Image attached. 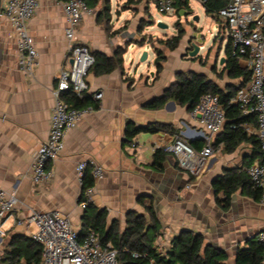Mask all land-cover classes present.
Instances as JSON below:
<instances>
[{
    "label": "crops",
    "instance_id": "obj_1",
    "mask_svg": "<svg viewBox=\"0 0 264 264\" xmlns=\"http://www.w3.org/2000/svg\"><path fill=\"white\" fill-rule=\"evenodd\" d=\"M62 2L41 0L29 21V30L39 52L32 75L19 69L13 26L0 15V188L15 191L20 201L17 210L5 221L6 234L0 238V256L12 234L31 237V228L16 222L33 208L60 210L80 230L84 210L79 202L84 198V189L76 167L79 162L94 158L103 166L104 177L94 180L91 201L107 210L109 221L118 220L121 231L127 226L130 211L143 214L150 221L151 208L159 226L154 245L163 254L171 239L188 229L203 234L205 244L224 249L228 254L226 264H236L237 249L264 230V205L238 189L225 206L224 201H217L213 183L226 168L246 170L261 158L262 152L253 156L250 141L242 142L230 153L218 147L201 173L191 175L178 165L175 155L164 148L179 133H184L192 144L201 140L192 136L193 130L201 129L193 109L173 99L158 109L149 108L148 104L161 97L180 74L189 71L205 75L224 90L230 83L240 80L222 73L224 63L220 64V59L226 54L225 51L220 53L221 44L214 55L210 48L206 55L196 59L176 53L175 49L166 54L167 59L158 75L154 63L156 54L152 65L135 66V52L128 56L127 53L130 45L138 41L141 16L133 9L136 3L116 17L112 13L110 17L103 15L102 4L91 7L93 11L84 15L76 41L89 46L92 54L100 51L113 56L117 49L127 47L123 65L108 73L89 69L86 81L92 91H103V97L97 101V106L94 105L96 109L85 114L68 132L65 149L49 163L54 178L50 182H34L33 158L48 136L55 104L52 89L57 83L56 75L71 66ZM2 10L3 0H0ZM149 11L151 14L150 8ZM240 62L245 66L244 60ZM129 121L136 126L154 122L173 125V131H143L130 141L126 136ZM244 128L249 136H256L255 120L254 123L246 122ZM158 148L166 152L162 165L154 164ZM218 196L225 199L222 193Z\"/></svg>",
    "mask_w": 264,
    "mask_h": 264
},
{
    "label": "built area",
    "instance_id": "obj_2",
    "mask_svg": "<svg viewBox=\"0 0 264 264\" xmlns=\"http://www.w3.org/2000/svg\"><path fill=\"white\" fill-rule=\"evenodd\" d=\"M153 1L161 14L176 13L174 0ZM198 1L204 9L209 2ZM40 2L41 0H3V10L0 11V15H4L13 26L18 67L27 75H32L38 64L39 52L29 30V21L35 15ZM62 6L67 24V56L71 60V66L61 69L56 75L57 83L52 89L55 104L48 136L41 142L33 158L32 174L35 183L50 182L54 178V170L49 167V163L65 149L68 132L85 114L96 109L94 105L73 106L66 97L76 96L83 100L90 95L96 101L103 97V91H92L86 81L95 57L89 46L76 41V32L84 15L91 13L93 9L85 0L63 1ZM218 14L221 21L213 26L215 36L221 33V37H227L233 55L244 60L245 66L251 72L249 81L238 89L229 102L238 105L243 115L252 114L255 118V134L260 142L262 156L249 165L246 172L253 185L262 191L259 201L264 205V0H227ZM193 115L198 118L201 129L193 130L192 136L203 140V146L197 149L184 133H179L164 149L175 155L182 169L191 175H199L208 159L215 154L216 136L223 130L226 122L220 95L204 93L193 109ZM88 169L95 181L104 177L103 166L94 158L83 160L76 167L82 186ZM94 188V184L85 188L84 198L79 202L81 209L85 210L91 202ZM19 202L15 191L0 188V238L6 234V219L17 210ZM16 223L29 226L31 237L42 244L39 264H119L118 250L111 242L103 243L95 229H90L80 238L79 230L70 217L60 210L41 211L33 208L25 218H18ZM258 239L264 243V230L258 232ZM150 264L164 263L151 259Z\"/></svg>",
    "mask_w": 264,
    "mask_h": 264
},
{
    "label": "trees",
    "instance_id": "obj_3",
    "mask_svg": "<svg viewBox=\"0 0 264 264\" xmlns=\"http://www.w3.org/2000/svg\"><path fill=\"white\" fill-rule=\"evenodd\" d=\"M67 1V0H63ZM90 7L96 8L99 4L103 5V15L110 17V0H85ZM134 3V0H126L124 7ZM227 0H209L205 4L206 14L216 22L221 21L219 10L225 6ZM176 12L184 10L187 14L192 12L190 0H174ZM179 22V21H178ZM153 24V23H151ZM143 29L140 28L139 32ZM185 29L180 28L178 33L167 39H161L169 51L175 50ZM217 38V37H216ZM143 37L141 44L145 42ZM126 48L117 49L113 56L103 52L95 51L93 55L95 62L91 68L97 73H108L116 67L123 65V55ZM154 63L157 75L163 69V62L167 59V52L156 49ZM226 59L222 73H227L230 79H239V83H230L224 90L219 85L207 80L206 76L194 71H189L179 75L177 81L165 91V93L148 104L149 108H161L169 99L175 100L181 105H186L190 110L194 109L200 97L206 92L220 95V100L224 105L226 122L221 133L216 137L214 146L221 148L223 152H233L244 141H250L253 145L252 155L261 154V146L255 135H248L244 124L254 123V116L243 115L239 106L230 103V99L238 89L245 85L250 79V70L241 64L238 56L233 55L229 43L225 48ZM71 105L83 107L87 105L97 106V101L92 96L87 95L83 100L76 96H67ZM159 130L173 131V125L149 123L146 125H135L129 121L126 126V136L128 140L143 131L156 132ZM197 149H200L204 142L196 140L193 142ZM166 157L163 148H158L154 154V164L162 165ZM94 183L93 176L88 169L84 175L83 189ZM216 199L219 203L224 201L225 206L229 204L231 195L238 189L259 201L262 191L256 188L245 169L235 167L226 168L224 173L218 176L213 183ZM222 193L225 199L222 200L218 194ZM150 221L146 216L136 211H130L127 215V226L124 231L120 230L119 221H109L106 209L98 208L92 201L84 210L82 226L79 230V237H84L90 229H95L103 243L111 242L118 250L119 264H150L151 259L161 261L164 264H226L227 252L215 245L205 244L204 236L192 230H182L175 235L167 246L165 254L154 245V238L159 231L157 216L155 211L149 208ZM42 244L32 237L24 234L14 233L11 235L7 247L2 256L0 264H39L42 257ZM137 254V255H134ZM236 264H264V243L258 239V234L250 237L243 247H239L236 253Z\"/></svg>",
    "mask_w": 264,
    "mask_h": 264
},
{
    "label": "rangeland",
    "instance_id": "obj_4",
    "mask_svg": "<svg viewBox=\"0 0 264 264\" xmlns=\"http://www.w3.org/2000/svg\"><path fill=\"white\" fill-rule=\"evenodd\" d=\"M110 11L116 17L117 13H120L122 10H128L130 6L124 7L123 0H110ZM136 3V7L133 9L138 13L141 18L139 21V30L143 27L142 31L139 32L138 42L132 43L128 48V53L135 52V66L137 64L143 65L144 63L153 64L154 52L156 49H161L163 52H171L169 51L164 43H162L161 39H167L168 37H172L180 28L185 29V34L182 37L178 47L176 48V53H181L184 56H188L189 58H198L202 57V55H206L208 50L210 49L211 55L215 54V51L218 48V45L221 44L220 53L225 51V47L227 45L228 39L227 37H221V33L219 36H215V31L213 26L217 24L214 20L211 19L208 15H206L204 6L198 0H190L192 12L187 14L184 10H181L179 13H174L172 15L161 14L154 2L149 0H134ZM150 4V5H149ZM151 10V14L149 11ZM152 15V16H151ZM199 16V21H194V16ZM160 17L169 24L168 29H161L157 27L156 19ZM152 18V20H150ZM155 22H154V20ZM179 21V22H178ZM153 24V27L150 25ZM143 37H145V42L141 44ZM221 38H223L221 40ZM222 42V43H221ZM203 45V48H200V51L197 55L191 56L190 51L194 50V46ZM148 51V58L146 61L141 62L140 57L143 51ZM139 53V54H138ZM130 59V58H129ZM128 59V61H130ZM6 227V222L4 224V229Z\"/></svg>",
    "mask_w": 264,
    "mask_h": 264
},
{
    "label": "water",
    "instance_id": "obj_5",
    "mask_svg": "<svg viewBox=\"0 0 264 264\" xmlns=\"http://www.w3.org/2000/svg\"><path fill=\"white\" fill-rule=\"evenodd\" d=\"M194 21H199V16L198 15H196V16H194ZM157 27H159V28H162V29H168L169 28V24L168 23H166L165 21H163V20H158L157 21ZM138 41H136L135 43H137ZM200 48H201V46L200 45H196V46H194V50H192V51H190V55L191 56H194V55H197L198 53H199V51H200ZM147 58H148V51H143V53H142V55H141V57H140V61L141 62H144V61H146L147 60ZM225 57L223 56V57H221V59H220V64H223L224 62H225Z\"/></svg>",
    "mask_w": 264,
    "mask_h": 264
}]
</instances>
